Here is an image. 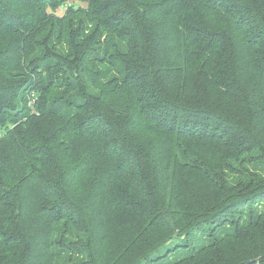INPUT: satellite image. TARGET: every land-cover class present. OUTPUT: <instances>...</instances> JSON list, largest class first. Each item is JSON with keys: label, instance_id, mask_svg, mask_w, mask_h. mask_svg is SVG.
I'll return each mask as SVG.
<instances>
[{"label": "trees", "instance_id": "1", "mask_svg": "<svg viewBox=\"0 0 264 264\" xmlns=\"http://www.w3.org/2000/svg\"><path fill=\"white\" fill-rule=\"evenodd\" d=\"M262 201L264 0H0V264H264Z\"/></svg>", "mask_w": 264, "mask_h": 264}, {"label": "rangeland", "instance_id": "2", "mask_svg": "<svg viewBox=\"0 0 264 264\" xmlns=\"http://www.w3.org/2000/svg\"><path fill=\"white\" fill-rule=\"evenodd\" d=\"M7 3V2H6ZM2 4H4V3H2ZM247 167H249L250 168V163H247ZM256 207V206H255ZM252 211H254L255 210V214L257 215L259 212H262L263 210H264V201H262V203L255 209H251ZM261 215H258V216H256V217H260ZM256 217H252V218H256ZM250 219H248L247 218V216H245V215H235V216H232V215H230L229 216V219H228V221H226V222H224V223H220V225L217 227L218 229V231L216 232L215 231V233H216V240H219V238H222V237H224L225 235H226V233H228L229 231L227 230L226 232H223L222 230V228H228L229 230H231V231H233V232H238V230H241L242 228H244L245 226H247L248 225V221H249ZM253 221H254V219H253ZM258 220H255V222H257ZM211 229H212V227H208L207 228V230L206 231H204V233L206 234L207 232H209V231H211ZM213 230V229H212ZM252 231L253 232H255V230L254 229H252ZM263 233H261V235H262ZM210 235V234H209ZM260 233L258 234V241H259V244L258 245H260V244H262L263 242H264V238L263 237H261V239H260ZM195 237H197V236H195ZM198 237H199V235H198ZM200 238V237H199ZM208 239V238H207ZM205 240L206 239H201L200 238V240L198 241V244H200V245H203L204 244V242H205ZM181 243H184L185 241H180ZM174 248V247H173ZM218 249H223V248H212L211 250H212V253L214 252V254L218 251ZM227 249H229V254L227 255V258L226 259H229V262L228 263H224L225 261H226V259H223V261L220 263V264H237V261H235V259H233L231 256L232 255H234V253L236 252V251H238L239 250V246L237 245V247H235V245H233L232 247H230V245L228 246V248ZM174 250V249H173ZM185 250V249H184ZM174 251H176V249L174 250ZM178 252V251H177ZM180 252V251H179ZM249 256V255H248ZM168 258H170L169 256H167V257H160V260H158V261H155V263L157 264V263H159V264H165L167 261H166V259L168 260ZM247 259H250L249 257H247Z\"/></svg>", "mask_w": 264, "mask_h": 264}]
</instances>
